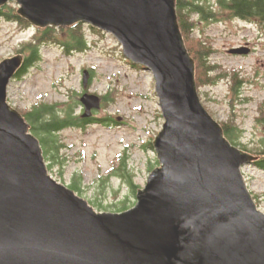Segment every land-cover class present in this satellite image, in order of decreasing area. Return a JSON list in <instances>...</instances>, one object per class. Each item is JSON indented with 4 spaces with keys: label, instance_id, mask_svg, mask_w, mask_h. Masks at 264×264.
<instances>
[{
    "label": "water",
    "instance_id": "95a60500",
    "mask_svg": "<svg viewBox=\"0 0 264 264\" xmlns=\"http://www.w3.org/2000/svg\"><path fill=\"white\" fill-rule=\"evenodd\" d=\"M38 29L77 24L113 35L154 75L165 123L159 167L124 212H98L49 172L41 143L7 100L23 66L0 63V264H264V212L242 169L258 157L234 146L202 104L177 0H0ZM249 49H232L247 55ZM91 74L84 71L87 91ZM82 118L102 108L85 92Z\"/></svg>",
    "mask_w": 264,
    "mask_h": 264
},
{
    "label": "rangeland",
    "instance_id": "374dc122",
    "mask_svg": "<svg viewBox=\"0 0 264 264\" xmlns=\"http://www.w3.org/2000/svg\"><path fill=\"white\" fill-rule=\"evenodd\" d=\"M209 1L212 5L216 2ZM227 16L221 14L211 21L196 17L195 34L215 52L209 63L218 66L217 73L221 74L215 79L216 85H206L198 91L212 117L220 124L238 127L241 147L256 151L264 133L260 122L264 111V27L258 23L230 21ZM84 30L90 43L88 51L69 56L61 46L45 44L41 62L24 77L12 80L7 100L19 112L43 103H66L76 93L79 101L85 92L109 97L112 103L107 108L102 105L87 118L93 123L85 128L66 129L58 135L65 146L61 150L64 165H58L51 175L66 186L72 184L74 177L82 178L80 197L98 212L117 213L121 202L129 199L132 206L137 198L124 180L110 175L124 157L134 183L144 188L150 166L159 167L157 154L148 144L154 142L165 120L151 71L143 66L135 67L113 35L96 32L98 29L87 24ZM38 31L31 24L24 27L17 22L0 20V63L20 55L18 50L38 36ZM238 48L250 52L239 56L230 54ZM90 70L95 75L85 91L84 71ZM237 82L240 87L234 92ZM77 114L81 117L84 114L81 102ZM61 170L62 178L57 175ZM242 172L258 208L264 212V171L253 163L244 166ZM100 203L104 205L101 209Z\"/></svg>",
    "mask_w": 264,
    "mask_h": 264
},
{
    "label": "trees",
    "instance_id": "16d2710c",
    "mask_svg": "<svg viewBox=\"0 0 264 264\" xmlns=\"http://www.w3.org/2000/svg\"><path fill=\"white\" fill-rule=\"evenodd\" d=\"M222 9L230 10L233 15L238 14L246 20H260L264 22V0H218ZM214 5V4H213ZM212 3L209 0H177L178 20L183 34L186 47L196 63V81L198 88L206 85H216L215 79L220 78V73H217L218 66L210 65V58L215 53L211 46L208 45L201 36H197V16L202 20L211 21L216 19L218 13L212 9ZM0 20L17 22L24 27H30V23L18 14V7L12 2L0 9ZM84 24H77L70 28H54L49 27L43 30L38 29V36H35L31 41L23 44L18 50V54H24V63L14 79L24 77L28 71L41 62V50L45 44L53 43L61 46L66 55L71 56L75 53H83L89 50V41L84 30ZM96 32L101 33L98 30ZM102 34V33H101ZM27 54V55H26ZM135 67H140L136 66ZM91 78L94 77V70H90ZM214 75V76H210ZM92 81V80H91ZM236 82V81H235ZM240 87V82H237L234 92ZM78 93L71 96L66 103L48 104L43 103L34 106L30 110L19 111L30 125L31 133L37 137L41 143L44 157L50 174L55 173L58 165H64V160L61 156V150L65 147L58 135L70 128H85L88 124L93 123V120L82 118L77 114L80 107ZM109 97H101L102 105L108 107L111 101ZM112 103V102H111ZM264 128V111L260 121ZM226 138L236 147L258 157L255 164L264 171V133L256 151L248 150L244 145L238 142L240 138V130L233 124H221ZM148 147L154 150L153 143H149ZM159 166V164H158ZM157 167L152 165L149 172H152ZM55 169V170H54ZM63 172L59 175L61 178ZM118 177L124 180L130 189L132 195L136 199L137 193L141 187L134 183V177L128 170L127 161L123 157L120 164L112 172L110 177ZM110 178L107 179L109 181ZM82 178L74 177L72 184L68 186L78 195L82 192ZM80 196V195H79ZM129 199L124 200L118 206V212H124L132 207L129 206ZM102 203L99 208H103Z\"/></svg>",
    "mask_w": 264,
    "mask_h": 264
},
{
    "label": "flooded vegetation",
    "instance_id": "af4514ba",
    "mask_svg": "<svg viewBox=\"0 0 264 264\" xmlns=\"http://www.w3.org/2000/svg\"><path fill=\"white\" fill-rule=\"evenodd\" d=\"M212 9L218 13L219 15H228L227 17L230 18V21H240V22H244V23H250V24H256L258 23L259 25H261V27H264V22L254 19V20H246L243 17L239 16L238 14L233 15L232 12L230 10H224L222 9L221 5L219 4L218 0H216V2L214 3V5L212 6ZM218 18H216L215 20H217ZM235 56H239V55H235Z\"/></svg>",
    "mask_w": 264,
    "mask_h": 264
}]
</instances>
